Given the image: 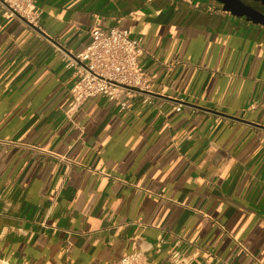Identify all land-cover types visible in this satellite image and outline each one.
Here are the masks:
<instances>
[{"label":"crops","instance_id":"1","mask_svg":"<svg viewBox=\"0 0 264 264\" xmlns=\"http://www.w3.org/2000/svg\"><path fill=\"white\" fill-rule=\"evenodd\" d=\"M34 1L48 37L0 5V264H264V26L210 0ZM113 27L161 97L74 108L64 58Z\"/></svg>","mask_w":264,"mask_h":264},{"label":"built area","instance_id":"2","mask_svg":"<svg viewBox=\"0 0 264 264\" xmlns=\"http://www.w3.org/2000/svg\"><path fill=\"white\" fill-rule=\"evenodd\" d=\"M0 5L7 18L25 20L36 27L43 14L34 0H0ZM142 54L140 41L133 38L129 31L119 27L94 29L91 42L83 52L66 54L64 58L65 68L73 70L76 76L71 89L73 107L78 108L98 95L119 100L122 96L134 98L149 92L150 82L139 64ZM120 105L121 109L128 107L127 102ZM180 110L181 107H178L177 111ZM115 264L153 263L144 254L135 252Z\"/></svg>","mask_w":264,"mask_h":264},{"label":"water","instance_id":"3","mask_svg":"<svg viewBox=\"0 0 264 264\" xmlns=\"http://www.w3.org/2000/svg\"><path fill=\"white\" fill-rule=\"evenodd\" d=\"M210 1H213L219 5H221L223 7V10L226 11V12H229L231 13L232 15L234 16H238L240 18H246L247 20L253 22V23H256V24H259V25H262L264 26V14L251 8V7H247L245 6L242 2H240L239 0H234L235 3L229 5L226 3V1L224 0H210ZM257 2H260L263 6H264V0H255ZM238 3H241L240 5L243 7L241 8L240 5H238ZM28 26H30L31 28H33L34 30L38 31L39 33H41L43 36L45 37H48L44 32H42L38 27L36 26H33L31 25L30 23L26 22L25 20H23ZM143 94H147V95H153V96H159V95H156V94H152L150 92H143ZM161 97V96H159ZM206 111H209L210 113H213L215 115H219V116H222V117H226V118H229V119H233V120H236V121H241V122H245L241 119H237V118H233V117H230V116H226L224 114H221V113H218L216 111H211V110H206ZM246 123H249V122H246ZM251 125H254V126H257L255 124H252V123H249ZM260 127V126H258Z\"/></svg>","mask_w":264,"mask_h":264},{"label":"flooded vegetation","instance_id":"4","mask_svg":"<svg viewBox=\"0 0 264 264\" xmlns=\"http://www.w3.org/2000/svg\"><path fill=\"white\" fill-rule=\"evenodd\" d=\"M224 1H226V3L229 5L235 3L234 0H224ZM239 1L242 2L245 6L251 7V8H253V9L264 14V6L260 2H257L255 0H239ZM240 4L241 3H238V5H240ZM241 5H240V7L243 8Z\"/></svg>","mask_w":264,"mask_h":264},{"label":"rangeland","instance_id":"5","mask_svg":"<svg viewBox=\"0 0 264 264\" xmlns=\"http://www.w3.org/2000/svg\"><path fill=\"white\" fill-rule=\"evenodd\" d=\"M215 4H217V3H215Z\"/></svg>","mask_w":264,"mask_h":264}]
</instances>
